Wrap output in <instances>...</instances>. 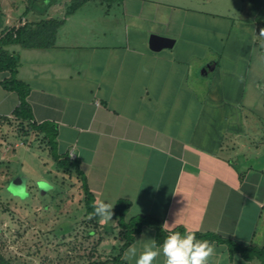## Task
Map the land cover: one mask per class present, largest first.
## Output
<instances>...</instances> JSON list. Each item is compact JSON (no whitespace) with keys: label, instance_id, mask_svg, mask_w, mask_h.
<instances>
[{"label":"crops","instance_id":"1","mask_svg":"<svg viewBox=\"0 0 264 264\" xmlns=\"http://www.w3.org/2000/svg\"><path fill=\"white\" fill-rule=\"evenodd\" d=\"M70 1L42 17L64 21L52 48L6 47L20 57L31 123L80 162L96 204L131 202L127 221L177 219L163 228L264 248V0L98 2L108 16L99 20L79 15L93 2L66 17ZM152 35L173 47L151 51ZM9 76L0 72V117L12 119ZM152 239L145 228L132 245L139 254ZM210 245L208 264L254 262ZM127 249L121 260L134 264Z\"/></svg>","mask_w":264,"mask_h":264},{"label":"rangeland","instance_id":"2","mask_svg":"<svg viewBox=\"0 0 264 264\" xmlns=\"http://www.w3.org/2000/svg\"><path fill=\"white\" fill-rule=\"evenodd\" d=\"M27 1L0 0L8 27L23 22ZM122 9L111 11L112 21ZM104 12L93 2L79 15L99 20L108 17ZM27 127L14 120L0 125V254L13 264H119L123 230L111 219L87 223L77 179L57 170L43 137ZM16 178L25 180L23 197L9 190Z\"/></svg>","mask_w":264,"mask_h":264},{"label":"trees","instance_id":"3","mask_svg":"<svg viewBox=\"0 0 264 264\" xmlns=\"http://www.w3.org/2000/svg\"><path fill=\"white\" fill-rule=\"evenodd\" d=\"M59 0H28L27 6L23 13V18H27L30 13H35L41 20L38 22L26 21L24 25L5 27V16L0 7V72H8L10 76L3 80L1 86L8 92H15L19 97V105L13 113V118L8 119L6 117H0V125L17 122L23 126L28 125L26 130L35 132L45 140L47 146L50 149L51 158L56 164L57 170L68 173L70 176H75L77 179L79 189L83 195V205L85 209V216L87 217V223L96 224L100 221L98 216L93 215V208L96 205L95 197L91 193L87 179L84 173L80 169V162L77 160H71L67 154H60L56 145V133L47 131L46 125L36 126L32 122V111L27 102V98L30 93L29 86L17 79L18 68L20 67L19 55L10 54L6 47L11 45H20L26 49H48L52 48L55 44L57 30L64 24L63 20L57 19H44L48 10L57 4ZM88 2H100L105 5L106 8L112 7L114 4H120L124 0H71L70 5L67 8L65 16H71L77 12L82 6ZM131 208V202L126 200H120L116 206L112 208L111 220L117 223V225L123 230L124 243L120 248L119 255L114 259L116 263L124 264L121 260L122 254L125 249L135 242L137 236H139L145 228H151L156 233V244L159 245L163 242V239L168 235L160 220L154 217H134L129 221L126 220V215ZM106 233L110 234L112 228L105 227ZM181 233L184 232L182 228L174 230ZM195 237L200 240H207L210 244L218 243L226 245L231 256L239 255L247 262L257 261L259 264H264V248H258L253 246H242L231 240L220 238L217 235L206 233H194ZM0 264H13V262L0 254ZM98 264V263H90Z\"/></svg>","mask_w":264,"mask_h":264},{"label":"clouds","instance_id":"4","mask_svg":"<svg viewBox=\"0 0 264 264\" xmlns=\"http://www.w3.org/2000/svg\"><path fill=\"white\" fill-rule=\"evenodd\" d=\"M48 187H51L49 185ZM23 195L21 191L19 193ZM113 205L101 201L93 208V215L98 216L101 221L110 220ZM165 221L164 225H173ZM163 225V226H164ZM214 249L207 240L197 239L193 232L185 230L170 231L159 245L154 239L144 243L142 251L135 245H130L124 253V259L133 261L134 264H153L158 255L163 256V264H208V258L213 254Z\"/></svg>","mask_w":264,"mask_h":264},{"label":"water","instance_id":"5","mask_svg":"<svg viewBox=\"0 0 264 264\" xmlns=\"http://www.w3.org/2000/svg\"><path fill=\"white\" fill-rule=\"evenodd\" d=\"M150 49L153 52H160L164 49H170L173 47L174 41L168 38L160 37L157 35H152L150 37ZM9 190L13 192L17 196H22L19 193L22 191L24 195L25 193V180L23 178H16L11 181L9 185Z\"/></svg>","mask_w":264,"mask_h":264}]
</instances>
